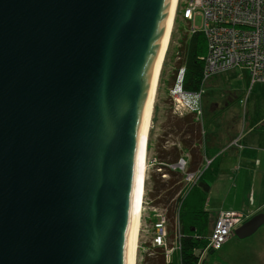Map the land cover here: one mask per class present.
Returning a JSON list of instances; mask_svg holds the SVG:
<instances>
[{
  "label": "water",
  "instance_id": "obj_1",
  "mask_svg": "<svg viewBox=\"0 0 264 264\" xmlns=\"http://www.w3.org/2000/svg\"><path fill=\"white\" fill-rule=\"evenodd\" d=\"M171 0H0V264H128L139 128ZM264 224L258 213L234 235Z\"/></svg>",
  "mask_w": 264,
  "mask_h": 264
},
{
  "label": "rangeland",
  "instance_id": "obj_2",
  "mask_svg": "<svg viewBox=\"0 0 264 264\" xmlns=\"http://www.w3.org/2000/svg\"><path fill=\"white\" fill-rule=\"evenodd\" d=\"M182 6L183 3L181 2L172 29L171 41L165 57L156 95L148 146L146 186L138 238L137 264H147L145 263L146 256L152 254L151 247L155 246V244L164 247L165 245L169 247L175 244V224L173 227L171 226L173 219L170 218L172 205L178 194H176L174 198H170L169 193L164 196V190H166V183L170 175L169 173L165 174L163 168H158L157 163L162 159L159 156L163 155V150H168L175 144H177L182 152L185 151L184 143H180L182 136L180 132L175 129V123L178 122L180 117L174 116L175 112L172 109L174 100L172 98L173 95L171 96L174 86L171 88L169 83L176 62V52L180 37L188 27L187 22L183 20L181 16ZM192 23L193 27L201 28L202 16L200 14L196 15ZM249 74V69L236 66L224 71L222 74L216 76L212 75L207 79L208 81H205L198 102H194L195 106H199L197 114L202 128L201 137L204 140H206V136L203 124L206 123L207 129L213 127L214 130L217 131L216 134H220L221 132L233 130L235 120L232 116L236 114L235 110H237L241 117L245 115L244 113L247 108L246 94L250 79L252 82V77H250ZM257 83L259 82H256L255 88L251 89V101L256 94ZM258 104V114L264 113V98H262ZM252 107L254 106L252 105ZM219 117H221L220 124L223 125V127L220 126L219 123H217V125L214 122V120L216 121ZM185 139L190 140L191 137L185 136ZM168 159L169 158L165 159V161ZM162 160L164 161V159ZM245 183L246 182L237 183L232 179L230 182L224 181L214 184L213 190L208 194L206 203L207 209L212 216L209 222L210 230L212 229L215 219L219 216L218 211L220 209L233 207L232 205L237 206V209H241L246 215L244 216L247 217V219L242 221L243 223L253 215L264 213V184L254 182L251 184L252 189L249 190L248 188L246 189ZM253 190H255V197H253ZM245 196L247 197L244 201L246 204L241 205L239 201H242V198ZM163 212H167L168 228H171L170 237L167 242L164 239L166 233H163L165 231V228H163L164 222L160 227H157V224H155V218L158 216L165 218ZM240 213L243 214L242 212ZM158 228H161L159 234L162 232L161 242L158 240L155 242V238L159 235ZM210 233L211 232H209V235ZM169 243L171 244L169 245ZM207 245L208 241L205 246L206 248H204L203 253H201V264H264V224L254 234L246 238L241 239L232 233L227 241L223 243L222 247L215 251L209 247L210 245ZM175 248L177 247L173 246L168 248V250L172 253ZM210 250H213V252ZM168 259H170V255Z\"/></svg>",
  "mask_w": 264,
  "mask_h": 264
},
{
  "label": "trees",
  "instance_id": "obj_3",
  "mask_svg": "<svg viewBox=\"0 0 264 264\" xmlns=\"http://www.w3.org/2000/svg\"><path fill=\"white\" fill-rule=\"evenodd\" d=\"M185 21L188 27L180 37L176 62L169 83L173 88L181 70H183L182 88L191 93L202 92L205 84L203 81V68L204 57L207 52V40L202 30L190 31L189 22ZM172 109L174 111V103ZM174 116L180 117L178 122L175 123V129L182 136L180 143H184L185 151L182 152L177 144L168 150H163V155L159 157L164 161L161 159L162 161L160 160L157 163V167L163 168V172L170 175L166 183L164 196L169 193L170 198H174L178 194L172 205L170 218L173 219L171 226L173 227L175 224V244L173 246L177 248L170 253L168 248L173 247L170 245L171 243H169V247L155 244L151 247L152 254L146 256L145 263L147 264H201V253L206 248L209 232H212L216 221L215 219L210 230L211 214L206 203L211 189V181L217 173V167L213 165L214 160L206 167L200 166L204 139L201 137L202 128L197 110L186 112L182 116L175 112ZM185 136H190L191 139H185ZM206 145L207 143H205ZM181 157L187 161L185 170L178 167L172 169L171 165L176 164ZM167 158L169 159L165 161ZM198 170H201V174L197 180L188 182L186 173L197 172ZM163 214L165 215L164 228L166 233L164 239L167 242L171 228H168L167 212H163ZM160 221V216L155 218V224L160 223ZM160 230L161 228H158V234ZM210 251L213 252V250ZM169 255L170 259H168Z\"/></svg>",
  "mask_w": 264,
  "mask_h": 264
},
{
  "label": "built area",
  "instance_id": "obj_4",
  "mask_svg": "<svg viewBox=\"0 0 264 264\" xmlns=\"http://www.w3.org/2000/svg\"><path fill=\"white\" fill-rule=\"evenodd\" d=\"M182 3L181 16L189 22V30H202L207 40L204 82L236 66L248 68L253 83L264 81V0H182ZM198 14L202 16L201 28L193 27L192 23ZM182 74L183 70L171 92L174 111L180 115L198 110L194 102H198L201 95V92L191 93L182 88ZM186 164V159L181 157L171 167L185 170ZM200 174L201 170L187 172L186 180L194 182ZM244 217L236 210L221 211L208 236L209 247L220 249ZM164 221L165 218H161L157 227ZM155 239L161 242L162 232Z\"/></svg>",
  "mask_w": 264,
  "mask_h": 264
},
{
  "label": "crops",
  "instance_id": "obj_5",
  "mask_svg": "<svg viewBox=\"0 0 264 264\" xmlns=\"http://www.w3.org/2000/svg\"><path fill=\"white\" fill-rule=\"evenodd\" d=\"M222 73L224 72L219 74ZM249 75L251 77V74ZM255 84L256 82L253 83L250 79L247 90L248 96L246 94L247 108L245 115L241 117L235 110L236 114L232 116L235 120L233 130L216 134L217 131L213 127L207 129L206 123L203 124L206 140L202 143L203 152L200 166L206 167L214 160L213 165L217 167V173L211 181L210 191L213 190L214 184L224 181L230 182L232 179L237 183L246 182V189L249 190L252 189L251 184L254 182L264 184V113L258 114L257 111L258 102L264 98V81L257 83L256 94L251 101V89L255 88ZM214 122L220 124L221 117L216 121L214 120ZM220 126L223 127L221 124ZM205 143H207L206 146ZM253 191V197H255V190ZM245 198L247 197L242 198L243 202L239 201L241 205L246 204L244 202ZM232 206L228 209H220L218 214L223 210H236L245 215L241 209H237V206Z\"/></svg>",
  "mask_w": 264,
  "mask_h": 264
},
{
  "label": "bare ground",
  "instance_id": "obj_6",
  "mask_svg": "<svg viewBox=\"0 0 264 264\" xmlns=\"http://www.w3.org/2000/svg\"><path fill=\"white\" fill-rule=\"evenodd\" d=\"M180 1L182 2V0H171L169 17L167 20V27L162 41V48L157 58L153 79L149 87V92L146 98V102L140 122L139 137H138L139 139H138V147H137V162H136L137 170H136L135 191H134V199H133V211H132L129 240H128V253H127L128 264H137L138 238H139L141 213H142L143 199L145 195V186H146L148 146H149V139L152 129L155 101H156V95H157L162 68L171 41L172 29L174 27L179 4L181 3Z\"/></svg>",
  "mask_w": 264,
  "mask_h": 264
},
{
  "label": "flooded vegetation",
  "instance_id": "obj_7",
  "mask_svg": "<svg viewBox=\"0 0 264 264\" xmlns=\"http://www.w3.org/2000/svg\"><path fill=\"white\" fill-rule=\"evenodd\" d=\"M247 219V217H244V220H246ZM243 220V221H244ZM243 223V222H242ZM241 224V223H240ZM240 224H238L235 228H237ZM235 230V229H234ZM251 236V235H250Z\"/></svg>",
  "mask_w": 264,
  "mask_h": 264
}]
</instances>
